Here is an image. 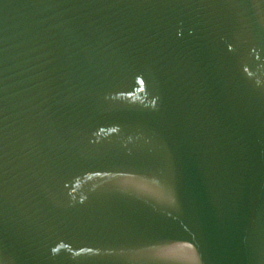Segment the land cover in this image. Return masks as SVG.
<instances>
[{
	"label": "water",
	"instance_id": "water-1",
	"mask_svg": "<svg viewBox=\"0 0 264 264\" xmlns=\"http://www.w3.org/2000/svg\"><path fill=\"white\" fill-rule=\"evenodd\" d=\"M0 264H264V0H0Z\"/></svg>",
	"mask_w": 264,
	"mask_h": 264
}]
</instances>
